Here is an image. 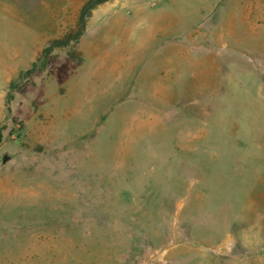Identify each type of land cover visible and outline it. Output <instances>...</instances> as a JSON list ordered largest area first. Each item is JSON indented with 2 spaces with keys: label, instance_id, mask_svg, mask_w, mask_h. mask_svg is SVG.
<instances>
[{
  "label": "rangeland",
  "instance_id": "obj_1",
  "mask_svg": "<svg viewBox=\"0 0 264 264\" xmlns=\"http://www.w3.org/2000/svg\"><path fill=\"white\" fill-rule=\"evenodd\" d=\"M84 1L0 0V264H264V0H111L7 111Z\"/></svg>",
  "mask_w": 264,
  "mask_h": 264
},
{
  "label": "trees",
  "instance_id": "obj_2",
  "mask_svg": "<svg viewBox=\"0 0 264 264\" xmlns=\"http://www.w3.org/2000/svg\"><path fill=\"white\" fill-rule=\"evenodd\" d=\"M110 1L111 0H85L83 2L79 10L78 19L76 20L75 26L67 31L62 37L49 40L47 46L42 50L41 55L38 57V59L35 60L28 69L20 72L16 81H11L8 84V91L4 100V105L7 111H10L9 104L14 97L13 91H18L23 88V86L27 84L28 78L35 72H43L47 66L49 57L54 50L66 49L71 45H76L77 43H79V40L82 39L85 33L87 22L92 17L93 11L97 7L102 6ZM67 57L78 64L83 61L81 53L75 49L68 51ZM1 140L2 136L0 133V141Z\"/></svg>",
  "mask_w": 264,
  "mask_h": 264
},
{
  "label": "crops",
  "instance_id": "obj_3",
  "mask_svg": "<svg viewBox=\"0 0 264 264\" xmlns=\"http://www.w3.org/2000/svg\"><path fill=\"white\" fill-rule=\"evenodd\" d=\"M196 147H197L196 145L191 146V148H192V153H191V154H193V155L195 154L194 151H195ZM208 148H209V147H208ZM192 164H193V163H192ZM193 166L195 167L196 165L193 164ZM260 180L263 182L264 178H262V176H261V177H260ZM263 197H264V196H263ZM252 199H253V198H250V201H249V204H250V205L247 206L248 208L246 207V209H244V210H250L251 214L254 212V210H260V211H262V215H264V200H258V202L254 201V203L256 202V204H259V208L256 206L257 208L254 207V209H252V207L256 205V204L253 205V204L251 203V202L253 201Z\"/></svg>",
  "mask_w": 264,
  "mask_h": 264
}]
</instances>
